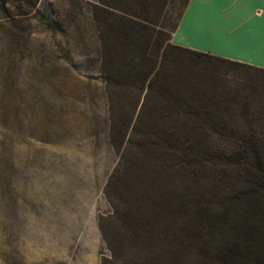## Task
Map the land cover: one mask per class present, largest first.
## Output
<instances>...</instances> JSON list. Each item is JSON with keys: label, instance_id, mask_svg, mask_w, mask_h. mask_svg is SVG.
Segmentation results:
<instances>
[{"label": "rangeland", "instance_id": "374dc122", "mask_svg": "<svg viewBox=\"0 0 264 264\" xmlns=\"http://www.w3.org/2000/svg\"><path fill=\"white\" fill-rule=\"evenodd\" d=\"M92 2L0 0V97L30 101L16 106L13 130L0 128V264H217V223L206 231V207L173 200V191L187 190L194 202L213 193L202 172L187 171L188 147L170 135L181 129L151 123L183 110L172 95L118 89L123 126L111 143ZM183 3L130 0L129 16L117 19L105 44L149 45L150 55H161ZM168 55L187 69L188 54ZM195 61L208 108L225 114L229 127L264 131V71ZM120 139L140 156L109 183Z\"/></svg>", "mask_w": 264, "mask_h": 264}, {"label": "trees", "instance_id": "16d2710c", "mask_svg": "<svg viewBox=\"0 0 264 264\" xmlns=\"http://www.w3.org/2000/svg\"><path fill=\"white\" fill-rule=\"evenodd\" d=\"M187 3L188 0H184V7ZM129 4L130 0H94L90 4L92 23L100 43L96 50L98 71L104 82L100 94L105 100L111 143L116 140L112 135L119 133L123 126L120 106L115 99L118 89L138 88L143 91L158 88L163 98L172 95L174 105L181 106L183 110L155 115L151 118V123L170 122L181 129L170 135H175L176 144L182 143L188 147L186 149L189 152L186 153L187 156L185 154L186 160L188 159L185 161L187 171L202 172L206 185L213 193H210L212 199L210 197L204 202L197 199L194 202L195 200L188 199L190 196L187 190L173 191L174 206L206 207L200 209V221H204L202 224L206 231L212 228L213 221L217 223V253L214 257L217 264H264V131L229 127L230 120L225 114L208 108L207 99H204L205 94L202 92L204 81L195 60L210 57L257 71H264V68L173 43L166 45L161 55L159 50L150 55L149 45H106L107 34L116 28L117 19L126 20L129 16L126 11ZM176 26L177 24L173 31ZM174 51L188 54L190 61L185 64L188 65L186 70L182 68L181 71L177 60L168 55ZM27 103L29 105L30 101L26 98L1 96L0 128L13 130L12 127L21 120L20 113L15 110L16 106ZM247 111L246 109L245 114H248ZM140 119L139 114L134 123ZM132 120L133 114L128 116L126 128ZM35 136L40 141L46 138L44 135ZM122 143L123 139H120L115 147L119 157L109 183L116 182L125 175L128 163L140 156L127 143ZM200 198L203 197L200 195ZM105 226H108V222ZM103 228L104 225H101V230Z\"/></svg>", "mask_w": 264, "mask_h": 264}, {"label": "crops", "instance_id": "0c3cea01", "mask_svg": "<svg viewBox=\"0 0 264 264\" xmlns=\"http://www.w3.org/2000/svg\"><path fill=\"white\" fill-rule=\"evenodd\" d=\"M171 41L264 68V0H188Z\"/></svg>", "mask_w": 264, "mask_h": 264}]
</instances>
